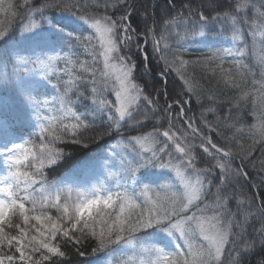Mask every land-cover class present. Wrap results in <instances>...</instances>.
Wrapping results in <instances>:
<instances>
[{"label": "snow or ice", "instance_id": "obj_1", "mask_svg": "<svg viewBox=\"0 0 264 264\" xmlns=\"http://www.w3.org/2000/svg\"><path fill=\"white\" fill-rule=\"evenodd\" d=\"M156 7L134 27L130 0H0V87L15 90L17 119L31 129L0 113V264H65L67 247L85 256L76 246L88 241L105 264H244L264 249V200L246 190L264 188V0H165L159 31ZM217 25L233 47L189 53ZM149 42L159 75L180 82L164 106L136 76L151 70ZM224 90L233 95L223 116L212 106L199 123L188 115L184 96L214 102ZM105 137L115 142L102 181L48 180L59 144Z\"/></svg>", "mask_w": 264, "mask_h": 264}, {"label": "trees", "instance_id": "obj_2", "mask_svg": "<svg viewBox=\"0 0 264 264\" xmlns=\"http://www.w3.org/2000/svg\"><path fill=\"white\" fill-rule=\"evenodd\" d=\"M15 2L18 4L20 0H15ZM134 2L136 5V13L133 14L132 17V23L135 27L137 23L141 24V27L143 26V20L144 17L141 15H138L141 13L144 9V7L151 8L152 5H156V19H157V30L159 31V15L161 13V10L165 6V0H130V3ZM176 7L180 8L181 5L188 4V0H175ZM199 0H194V5L198 4ZM21 23L20 19H17L15 21V27L18 29L19 25ZM149 24H151V19L148 21ZM219 25L216 26V30L210 32L207 36V39L203 38H196L195 40H190L188 47H189V53L193 54H199L201 52L207 51L208 47L212 48H220V47H233L228 37L223 34L219 33ZM84 34H87V29L85 26V32ZM143 46V44H142ZM20 47H23V45H20ZM147 50L149 53V60L145 61V64L149 65L150 71L145 67H138L136 76L137 80L141 84L147 85V91L151 92L153 85L156 86L158 91V100L159 104L161 106H164L166 99L170 100L172 98V94L179 89L180 82L178 78L175 76V74H170L167 76L166 80L164 77H161L159 74L161 70L164 68V64L162 61L158 59V56L153 53L152 51V45L149 42L147 44ZM185 58H189L187 55ZM137 61L139 62V57H137ZM247 63L251 64V59L246 60ZM10 68V65H9ZM3 70V58L0 57V71ZM55 82V81H54ZM204 83L206 88H210L212 84L215 83V81H202ZM167 88V91L169 93V96L166 97L164 95V88ZM41 91H46L48 94L49 99L55 94L51 88L47 89H41ZM219 91V89H218ZM233 93L230 90H224L222 94H219L217 96L216 101H208L205 99L203 102L198 101L195 97H188L184 96V100L189 101V103H186L184 105L185 110L188 112V115L192 116L194 115L196 117L197 123H199L200 115L202 111V107L205 106H212L218 108V114L223 116L224 113L228 110L229 107V97H231ZM20 106V99L18 95L16 94L15 90L10 88H3L0 87V113L3 114L4 117H6L10 124L13 127L21 128L22 131L25 132V134L28 131H31L29 128H23L17 119L18 116V110ZM81 110L83 111V106L81 107ZM178 111V107L173 108V112ZM88 115L91 116L92 112L89 110ZM233 115H235V112H233ZM206 118L209 121L214 120V116L211 114H207ZM243 121L245 123H253L254 118L251 116L250 109H246L243 117ZM203 128V125H200ZM148 127H151V124L148 125ZM121 131H124L125 134H132L131 132H127L125 129H122ZM205 132H207L210 135H214V133L208 132L207 129H205ZM119 133L116 134V137L118 138ZM115 142L113 138L105 137L103 141H97L96 139H88L85 140L82 144H75L71 142H64L58 145L61 149H63L64 155L61 160L57 162L56 165L52 166L50 169L46 170V175L49 181L54 180H62L67 178V182H69L73 187H87L90 184H88L84 180V175L87 174L85 171L88 170V166L93 163L94 170L91 169L89 173L92 175L93 179H95L94 183H96L98 180H103V156L106 153L108 146ZM246 145L251 143V140L249 138H245L243 141ZM87 145L85 147L84 145ZM256 156L259 157L260 153L257 151ZM236 163H239V161H236ZM251 176L250 183L255 184L259 182V175L256 171L252 170L251 168L246 169ZM3 167L1 166V174L3 173ZM159 171V170H157ZM167 171V170H164ZM83 178V180H82ZM246 190L249 192V195L255 194L256 196V203L259 204L261 200H264V188H246ZM55 215V213H53ZM258 226V225H257ZM249 235L252 233V229H248ZM247 238V237H246ZM94 243L91 241L86 242L82 246L78 245L76 247H79L81 251H84L86 253L85 256H80L77 254L74 247L69 245L67 247L68 256L65 258V264H89V262H92V264H105V257L103 255L100 256L99 259H97L96 256L91 254V248L94 247ZM244 264H264V249H262L259 245V243L256 244L254 248H252L248 254L244 257Z\"/></svg>", "mask_w": 264, "mask_h": 264}, {"label": "rangeland", "instance_id": "obj_3", "mask_svg": "<svg viewBox=\"0 0 264 264\" xmlns=\"http://www.w3.org/2000/svg\"><path fill=\"white\" fill-rule=\"evenodd\" d=\"M93 163H91V165H92Z\"/></svg>", "mask_w": 264, "mask_h": 264}]
</instances>
